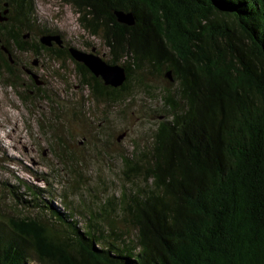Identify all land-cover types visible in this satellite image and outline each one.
Returning <instances> with one entry per match:
<instances>
[{
	"label": "trees",
	"instance_id": "trees-1",
	"mask_svg": "<svg viewBox=\"0 0 264 264\" xmlns=\"http://www.w3.org/2000/svg\"><path fill=\"white\" fill-rule=\"evenodd\" d=\"M57 1L103 41L106 62L121 65L127 80L106 87L76 62L70 49L87 51L39 22L37 0H0V84L37 120L44 106L51 115L62 104L28 56L58 64L53 75L67 89L60 71L73 63L74 87L87 92L76 102L84 114L124 103L132 82L147 89L146 72L170 73L177 85L152 94L164 102L162 120L145 154L123 157L117 199L83 217L59 194L57 177L49 188L13 192L37 215L0 224V264H264V0ZM117 13L132 14L133 25ZM55 35L62 45L41 44ZM64 158L56 154L75 174L74 159Z\"/></svg>",
	"mask_w": 264,
	"mask_h": 264
},
{
	"label": "rangeland",
	"instance_id": "rangeland-1",
	"mask_svg": "<svg viewBox=\"0 0 264 264\" xmlns=\"http://www.w3.org/2000/svg\"><path fill=\"white\" fill-rule=\"evenodd\" d=\"M36 9L39 22L59 31L65 43L87 52L95 48L103 60H109L103 41L81 29L78 16L70 6L57 0H37ZM89 42L92 48L86 47ZM24 61L34 63L36 59L28 56ZM46 61L41 60L40 67H36L38 73L47 78L45 87L57 94V101L62 104L56 115H50L46 105L43 110L47 114L37 120L12 89L0 84V224L4 229H8L11 219L37 215L20 204L13 192L20 191L22 195L25 186L49 188L52 184L49 181L54 177L59 181V194H68V201L83 217H87L91 209L98 211L97 208L113 196L117 199L126 183L122 174L123 157L145 154L162 120L164 102L152 94L174 90L177 85L157 72H146L147 89L132 82L124 103L93 104L84 114L76 102L87 92L74 87L77 78L73 63L68 62L67 70L60 71L71 85L67 89L66 83L53 75L58 64L51 63L44 68L41 64ZM56 154L67 157L70 165L74 159L75 174L80 176L76 178L81 186L79 192H71L75 174L58 163Z\"/></svg>",
	"mask_w": 264,
	"mask_h": 264
},
{
	"label": "water",
	"instance_id": "water-1",
	"mask_svg": "<svg viewBox=\"0 0 264 264\" xmlns=\"http://www.w3.org/2000/svg\"><path fill=\"white\" fill-rule=\"evenodd\" d=\"M8 4H5L7 7ZM8 11L4 12L6 15ZM3 15L0 14V20L3 21ZM117 19L119 23H123L126 25H133L134 16L132 14H123L117 13ZM56 43L58 45H62L63 41L60 35L55 36H44L41 39V44L45 47H52V44ZM70 53L72 58L78 62L83 64L91 74L100 78L106 87H111L113 89H118L122 87L126 80L127 74L125 69L121 65L109 64L105 60H103L99 55L96 54V49H92L91 52H85L78 49H70ZM28 74H32L29 70H26ZM167 77L170 79V73L167 74ZM33 78L37 80V77L33 75ZM40 85V83H37ZM120 140V139H119Z\"/></svg>",
	"mask_w": 264,
	"mask_h": 264
},
{
	"label": "flooded vegetation",
	"instance_id": "flooded-vegetation-1",
	"mask_svg": "<svg viewBox=\"0 0 264 264\" xmlns=\"http://www.w3.org/2000/svg\"><path fill=\"white\" fill-rule=\"evenodd\" d=\"M4 7H5V4H4ZM5 8H6V7H5ZM4 12H5V11H4ZM0 14L2 15L3 13L0 12ZM29 36H30V35H29ZM63 41H64V45H65V40L63 39ZM41 60H42V59H37L36 62L33 63L32 67H34L35 69H38L36 66H39ZM39 67H40V66H39ZM42 67H43V66H42Z\"/></svg>",
	"mask_w": 264,
	"mask_h": 264
},
{
	"label": "clouds",
	"instance_id": "clouds-1",
	"mask_svg": "<svg viewBox=\"0 0 264 264\" xmlns=\"http://www.w3.org/2000/svg\"><path fill=\"white\" fill-rule=\"evenodd\" d=\"M59 67V66H58Z\"/></svg>",
	"mask_w": 264,
	"mask_h": 264
}]
</instances>
